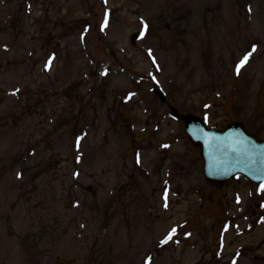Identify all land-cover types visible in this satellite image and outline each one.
Masks as SVG:
<instances>
[{"label": "rangeland", "instance_id": "1", "mask_svg": "<svg viewBox=\"0 0 264 264\" xmlns=\"http://www.w3.org/2000/svg\"><path fill=\"white\" fill-rule=\"evenodd\" d=\"M171 105L264 138V0H0V264H264Z\"/></svg>", "mask_w": 264, "mask_h": 264}, {"label": "water", "instance_id": "2", "mask_svg": "<svg viewBox=\"0 0 264 264\" xmlns=\"http://www.w3.org/2000/svg\"><path fill=\"white\" fill-rule=\"evenodd\" d=\"M138 36L139 33L133 34L132 40ZM161 98L164 100L163 96ZM172 111L184 121L193 142L201 145L204 173L209 183L221 186L239 173L246 174L258 184L264 182V139L248 131L240 121L218 129L208 127L198 115L179 113L175 107Z\"/></svg>", "mask_w": 264, "mask_h": 264}, {"label": "snow or ice", "instance_id": "3", "mask_svg": "<svg viewBox=\"0 0 264 264\" xmlns=\"http://www.w3.org/2000/svg\"><path fill=\"white\" fill-rule=\"evenodd\" d=\"M105 24H107V21H105ZM145 27H147V26H145ZM250 55H251V53H249L248 55H246V56L242 59L240 65H239L238 68H237V72H238V73H239L240 67H242L244 64L247 63V61H248ZM50 63H51V61H49V64H50ZM165 199H167V193L165 194ZM166 206H167V205H166ZM175 232H176V229H173V230H172V233L169 234L168 238L164 241V243H167L168 240L172 239V236L175 234Z\"/></svg>", "mask_w": 264, "mask_h": 264}]
</instances>
